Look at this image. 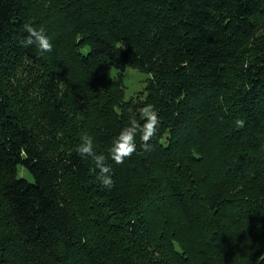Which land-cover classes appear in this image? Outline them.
<instances>
[{
  "label": "trees",
  "instance_id": "trees-1",
  "mask_svg": "<svg viewBox=\"0 0 264 264\" xmlns=\"http://www.w3.org/2000/svg\"><path fill=\"white\" fill-rule=\"evenodd\" d=\"M148 104L150 147L116 164ZM0 264H264V0H0Z\"/></svg>",
  "mask_w": 264,
  "mask_h": 264
},
{
  "label": "clouds",
  "instance_id": "clouds-1",
  "mask_svg": "<svg viewBox=\"0 0 264 264\" xmlns=\"http://www.w3.org/2000/svg\"><path fill=\"white\" fill-rule=\"evenodd\" d=\"M24 28L27 35L24 36L20 44L25 47L35 46L38 55L52 52L54 44L46 34L44 28H36L32 24H25ZM140 114L146 119L141 125L134 117L131 124L121 130L113 146L110 149L111 160L116 164H122L126 157L132 156L136 151V136L139 133L141 140L144 142L145 149L150 147L148 143L157 133L158 113L151 104L145 105L140 109ZM78 153L91 157L95 161L96 168L99 169V177L102 185L111 187L114 184L112 167L106 163L107 157L103 153H97L93 147L91 137H85L84 142L77 146Z\"/></svg>",
  "mask_w": 264,
  "mask_h": 264
},
{
  "label": "rangeland",
  "instance_id": "rangeland-1",
  "mask_svg": "<svg viewBox=\"0 0 264 264\" xmlns=\"http://www.w3.org/2000/svg\"><path fill=\"white\" fill-rule=\"evenodd\" d=\"M119 73L123 75L126 100L132 99L136 97L137 95L139 97L140 95L144 94L143 91H145L146 81L148 78L147 74L139 72L136 69L125 68V69H120V70L112 69L108 72V75H110L111 77L113 76L116 77ZM70 129H72V127L70 124H68V125H63L61 127H57L55 129V132L58 138L63 139L65 137V133L71 131ZM20 175L27 178L30 181L33 180V178L26 171H24L22 167H21ZM76 195H77L76 201L82 205L80 193L79 194L76 193ZM82 209H83L82 211L85 212L86 208L82 207Z\"/></svg>",
  "mask_w": 264,
  "mask_h": 264
}]
</instances>
